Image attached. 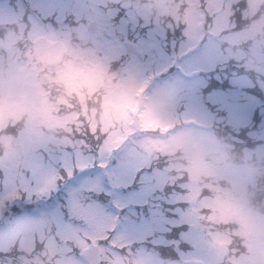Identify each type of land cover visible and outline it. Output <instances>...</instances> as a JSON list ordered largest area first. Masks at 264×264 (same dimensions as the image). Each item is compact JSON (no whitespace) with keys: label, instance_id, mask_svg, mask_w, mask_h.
Returning a JSON list of instances; mask_svg holds the SVG:
<instances>
[{"label":"rangeland","instance_id":"1","mask_svg":"<svg viewBox=\"0 0 264 264\" xmlns=\"http://www.w3.org/2000/svg\"><path fill=\"white\" fill-rule=\"evenodd\" d=\"M25 2L26 5H24ZM184 3L185 0H12V2L0 0V26H6V32L13 30L8 34V39L0 40V139L6 142L0 159L2 168L0 196L5 192L6 170L9 176L20 177L11 187L26 193L28 189H36L38 183H42L49 173L63 175L66 168L75 167L76 154L67 153L60 147L68 140L74 127L80 132L84 127L90 128L92 132L97 130L101 133L110 132V139L118 137L123 140L131 134L128 125L134 119L142 132L167 133L166 136L152 134L144 140L147 151L140 156V161L145 162L162 153L170 156L169 162L182 164H179L177 168L181 167V170L189 174L185 184L188 200L190 199L189 202H191L196 199L199 192L196 178L202 172H206L205 167L209 170L215 166L214 162L219 163L222 159V154L216 146L219 137L215 136L212 127L215 112L200 101L199 91L205 85V77H207L204 73L206 70L213 69L216 63L223 59L224 54L232 55L231 58L236 59L247 56V59H243L244 69L255 72L258 65V71H264V50L261 47H253L250 43L245 51H234L233 46L238 43V39L245 38L243 30L224 35L223 38L228 42L225 46H222L217 39L220 38L217 32H212L207 36L209 37L207 40L194 7L191 5L187 8L182 7ZM115 4L125 8L133 22L136 19H141L143 22L138 25L128 22L125 25L117 21L113 25L112 18L118 11ZM18 5H23L27 10L26 20L31 16L43 20L44 14L55 11L57 16L62 17L63 13L66 14L71 24L64 22L58 26H46L25 23L19 18H13L11 14L10 10L19 11ZM29 6H35V10ZM90 6L96 10L95 18L103 23L111 24L109 28L115 35L113 40L99 39L96 35L86 34L87 19L91 16L87 13ZM53 23H55V17H53ZM125 27L129 32L135 28L142 50L151 51L153 57L151 65L140 61L137 57L127 58L125 49L122 47V40L119 38L121 30ZM176 27H183L182 34L186 36L179 45H176V41L168 35V29L172 31ZM43 34H48L51 38H64L68 45L66 57L60 65L40 72L42 68L38 65L30 44L37 36ZM74 35L79 38L78 45L73 40ZM225 40L222 42L225 43ZM169 41L173 49L176 47L179 49L177 52L165 51L166 47H169ZM176 53H178L177 56ZM123 57L124 64L120 65L116 77V89L109 91L105 100L91 111L88 110L82 114L77 110L69 111L70 89L77 86L80 89L93 90L97 83H102L103 76L107 74L102 67H110L111 62ZM172 67L175 69L170 70ZM223 68L224 64L218 70ZM166 72L169 76L153 81L154 75L159 77ZM249 81L250 78L246 74L239 73L230 79L231 86L228 93L217 90L215 95L211 93L208 96L212 100L217 98L220 101L226 98L227 103L231 104L232 119L230 121L236 125L245 123L248 115L251 114L252 107L259 105L257 102L247 106L235 104L239 99L247 96L254 98L244 91ZM53 83L65 85L66 92L58 94L54 100L50 101L47 95L50 91L42 93L40 90L42 84L47 88ZM45 101L49 107L47 104L43 105ZM180 108L184 109L180 111ZM56 111L59 113L63 111L65 115L60 117L54 114ZM22 115L27 116L26 121L19 120ZM183 118L194 120L196 124L193 127L189 125L191 130L187 132L179 135L171 134L169 126L182 123ZM18 122L22 124L13 126ZM197 125L201 128H195ZM157 128H159L158 132ZM122 131L125 133L124 136L119 135ZM256 135H264V128ZM256 147L259 148L260 156L264 155V142L257 144ZM43 149L41 157L39 152ZM203 154L206 157L208 155L213 157L214 162L212 158L204 161L206 157ZM249 156L250 153H247V157ZM186 158L188 161L185 160ZM253 165L252 159L245 158L242 168L237 167L231 171L227 166L225 167L224 177L234 182L236 186L234 189L230 184L232 192L238 193L237 185L242 186L247 182V173L252 170ZM25 169H36L37 175L34 177L33 171H25ZM79 173L76 179L75 177L71 179L73 181L67 187V197L55 195L58 200L66 199V208L71 192L80 188L85 182L95 181L104 175L101 170L91 167ZM159 178L161 182H170L167 172L161 173ZM66 184L67 181L59 184L52 193L57 192L58 188L66 191ZM49 196L50 194L45 195L40 200ZM26 201L30 200L26 198ZM109 201L114 202L110 195ZM16 202L18 203V200L14 201V204ZM205 202L214 208L220 206L226 209L229 203L223 201L219 205L212 202L210 198H205ZM190 205L192 207L193 203ZM66 208L64 205L52 211V208L40 210L36 216L17 217L7 221L4 227L0 228V232L26 222L51 218L53 215L62 214V210ZM240 211L237 214L244 221L245 216ZM1 213L2 211L0 216ZM235 215L232 214V216ZM260 219L263 222L264 216ZM241 223L246 224L248 229L254 227L250 218ZM193 224L197 222L193 221ZM255 231L259 234V241L250 243V247L264 246V229L255 227ZM187 233L190 241L195 244L200 242L201 235L198 232ZM130 235L132 239L127 240V243H141L140 245L143 246L145 240L142 233L133 230ZM2 245L3 241L0 240V246ZM181 250L185 253L184 264H199L200 261H204L203 254L207 252L206 247L199 250L193 249L194 251H190V248ZM208 260L211 262L212 257L209 256ZM135 264H145L144 258L136 257ZM153 264H158L154 258ZM243 264H248V260H245Z\"/></svg>","mask_w":264,"mask_h":264},{"label":"snow or ice","instance_id":"2","mask_svg":"<svg viewBox=\"0 0 264 264\" xmlns=\"http://www.w3.org/2000/svg\"><path fill=\"white\" fill-rule=\"evenodd\" d=\"M189 5L194 7L209 34L239 31L243 10L247 7L245 0H185L182 7ZM29 7L35 10V6ZM18 8L19 11L10 10L13 18L28 24L58 26L68 21L66 14L57 16L55 11L44 14L43 20L35 16L26 20L27 10L23 5H18ZM116 21L125 25L128 22L136 25L143 22L141 19L133 22L128 11L122 8L112 18V24ZM173 32L184 33V29L176 27ZM121 40L133 48L142 45L135 28L131 32L127 27L121 30ZM140 59L151 65V51H145ZM157 78L156 75L152 77L153 81ZM212 87L210 83L209 89ZM208 107L216 111L221 122L232 119L231 107L227 102L210 101ZM195 124L194 120L183 118L182 123L169 126V132L179 135L191 130L189 125L193 127ZM128 129L131 134L121 140L118 137L110 139V132H92L87 127L81 134L74 127L68 140L60 147L67 153L76 154L75 167L66 168L63 175L49 173L36 189H28L26 193L11 187L20 177L9 176L6 170L0 211L7 209L10 202L49 195L59 184L71 180L76 172H84L89 167L101 170L104 175L95 181L85 182L71 192L68 206L62 210V214L0 232V240L3 241L0 264H135L136 257L144 258L145 264H153V258L158 264H184L185 253L180 249L175 234L179 232L180 240L199 250V245L190 241L185 232V229L193 228L201 234V240L212 257L211 264H233V261L249 253V250L236 247L235 242L225 244L219 238L209 240L202 224L185 221V214L191 206L185 187L186 178L169 171L170 182H161L160 174L169 168L168 157L157 154L155 159L141 162L140 156L147 151L144 140L153 133L140 131L134 119ZM119 135L124 136L125 133L122 131ZM43 152L44 149L39 152L41 157ZM29 170L33 171L34 177L37 175L36 169H25ZM106 193L114 202L105 206L98 201L105 199ZM210 215L211 211L205 209L200 219ZM223 227L231 238V227L227 224ZM133 230L143 234L144 246L126 242L132 239L130 233ZM148 241L152 244L151 249L147 247ZM250 253L254 264H264V247L253 245ZM202 264L209 262L205 260Z\"/></svg>","mask_w":264,"mask_h":264},{"label":"trees","instance_id":"3","mask_svg":"<svg viewBox=\"0 0 264 264\" xmlns=\"http://www.w3.org/2000/svg\"><path fill=\"white\" fill-rule=\"evenodd\" d=\"M245 10H243V20L240 21L241 28L240 30L244 29H251L254 28L256 34L259 36L261 32V28L259 27L258 23L256 21H253L252 19H248L245 16L244 13ZM235 23V21H234ZM223 34V33H222ZM231 34V33H230ZM243 34H245L243 32ZM224 35V34H223ZM228 35V34H225ZM246 36H251V31L250 34H246ZM245 37V35H244ZM227 38V37H226ZM8 39V38H7ZM77 39V38H76ZM238 39V38H237ZM6 40V39H5ZM227 41V40H226ZM255 47V45L258 43V40L256 38H253L252 36L248 38V41L240 40L238 39V43L234 46L240 49L241 51H245V48L247 45H250ZM78 45V44H77ZM245 47V48H244ZM247 59V56H242L239 58V60H230V67L229 71L234 70L235 73H243L246 74L249 78V85L244 88V91L247 95L254 96V98H250L249 96L239 99L238 102H240L242 105H249L255 104L254 102L259 103V105L252 107L251 114L248 115V119L245 123L235 125L234 128H229L227 126H222L220 127V130L218 131V136H221L219 138L218 142V147L219 152H221L222 159L226 158L228 159L227 161L220 160L218 162L213 161V157L208 155L206 157V161L211 160L214 162L215 166L210 168L209 170L206 169V172H202L197 180L199 184V192H198V202H199V209L204 212L205 209H209L206 202L205 198H210L212 202L214 203H222L223 201H228L227 209L223 208L220 209V206L216 207L217 209H220L221 213H218L216 216L210 215V216H204L203 219H199L197 215L194 214L192 208L190 207L188 212L185 214V221L193 224V221H197V224H202L204 227V233L206 234V237L211 240L215 238L223 239V242L225 244H232L235 242V246L242 248L244 250H249V253L243 257H241L239 260L233 261V264H240L244 263L245 260L248 259H253L250 253V243H254L255 240L258 239V234L255 231V227L258 229V223L260 222V212L251 207L252 205H255V200L253 199L254 195L251 194L255 189L258 191H264V155H261L258 153L259 148L256 147L257 144L263 143V139L259 135H254L252 134L255 130H260L262 131L264 128V86L260 85L259 81L262 79L264 81V71H258L259 67L256 65V71L254 72L253 70L249 69H244V63L243 59ZM230 59V58H229ZM124 64V57L123 58H118L117 61L111 62L109 65L110 67H102V70L107 71L106 77L104 76L102 83H97V85L93 88V90H87V89H80L77 88V86H73L74 88L70 89L69 93V99H70V108L72 110V105L81 107L84 103L88 102L83 107V111L86 112L88 110L94 109L95 105L99 104L103 100H105V96L108 94L109 91L115 90L116 89V77L118 75V70L120 69V65ZM232 69V70H231ZM122 70V66H121ZM45 70H41L40 72H44ZM123 79V78H122ZM95 83V82H94ZM72 86V83L70 84ZM42 90L45 91H50V93L47 92V95L49 96L48 99L54 100L55 97L60 94V93H65L66 88L65 85H59L57 83H53L52 86H46L44 84L41 85ZM44 88V89H43ZM253 99V100H251ZM202 99L200 98V101ZM70 111V110H69ZM60 117L65 115V113H60ZM21 121H26L27 116L22 115V117L19 119ZM21 122H18L14 124L13 126H19L21 125ZM85 128V127H84ZM84 128L82 129L81 134H83ZM88 128V127H87ZM260 140H258V139ZM6 142L4 140L0 139V157H2L3 153V148L6 146ZM246 153V156H245ZM247 153H250V156L247 157ZM168 157V162L170 160V156L166 154H162ZM204 155V154H203ZM220 155V153H219ZM245 158H250L254 161V165L252 168V175L249 177V184L252 186V188H248V184H245L244 189H241V185H237V192H232V188L230 187V184L233 185V188L236 189V186L234 182H230L224 177V170L218 169L219 167L225 168L227 162L229 160L233 162L235 165H240L243 164V159ZM152 159H155L153 157ZM186 161L187 158L185 159ZM174 164L173 166H171ZM180 163H175V162H169V166L171 168L165 172L169 171H175L178 174L184 176L186 179H188V172H184L181 170L182 168H177ZM196 164V163H195ZM193 164V165H195ZM182 165V164H180ZM232 165V164H231ZM218 167V168H217ZM164 172V173H165ZM249 172V171H248ZM192 173V172H191ZM206 174L208 175L206 177ZM77 176V174L74 175V177ZM78 177V176H77ZM76 177V178H77ZM73 180H67L66 188L67 185L72 182ZM59 194L62 196L67 197V189L64 191L63 189L60 190V188L57 189V192L55 191V195ZM48 201L49 204L43 203L44 208L42 207V201H39L38 207H36L34 212H37L39 209H49V208H54L55 204H57L58 201L62 202L61 206L66 207V199L63 200H58L56 196ZM242 198H245L250 204L248 205L245 203ZM25 200V199H22ZM102 203H105L108 201L107 198L101 200ZM36 201L33 202V204L36 206ZM191 203V202H190ZM220 205V204H219ZM32 206V205H31ZM240 206V207H238ZM28 203H23L21 202H10L7 209L2 211V214L0 216V228L4 226V224L7 221H12L15 218L25 215V214H31V212L34 210H31L29 208ZM212 207V206H211ZM214 208V207H213ZM264 208V207H261ZM31 210V211H30ZM55 210V209H51ZM239 210H243L246 213L249 214L250 219L252 223H254V227L248 229L246 224L241 225V222L239 221L237 217V212ZM261 211V209L259 208ZM201 212V213H202ZM232 214H236L235 216H232ZM29 216V215H28ZM224 216L227 217L228 222L224 221ZM204 221H209V225L207 223H204ZM214 224V225H213ZM227 224L231 227V238H229L225 232L224 225ZM217 226L219 229H217ZM186 232H190V230L186 229ZM201 235V234H200ZM257 238V239H256ZM175 239L179 240L178 232L175 234ZM145 241L143 242V246L145 245ZM141 244V243H140ZM183 247L186 245L191 248L192 247L189 243H184L183 241L181 242ZM199 245V248L204 249L206 246L203 244L202 240L197 243ZM147 247L149 249L152 248V244L150 241L147 242ZM197 249V248H196ZM205 256L204 259H206L208 262L209 254L208 251L203 254ZM211 264V262H209ZM251 264V263H248Z\"/></svg>","mask_w":264,"mask_h":264},{"label":"water","instance_id":"4","mask_svg":"<svg viewBox=\"0 0 264 264\" xmlns=\"http://www.w3.org/2000/svg\"><path fill=\"white\" fill-rule=\"evenodd\" d=\"M97 28L98 24L96 22H93L90 25V30H96ZM126 46L130 53H138L140 56L142 55L138 46L135 48L128 45ZM35 49L38 51L43 60L49 61L58 60L64 51V46L61 41H50L47 37L41 36L35 40Z\"/></svg>","mask_w":264,"mask_h":264}]
</instances>
